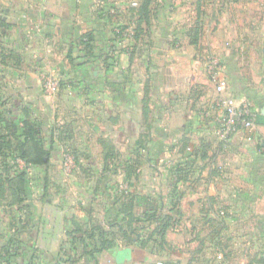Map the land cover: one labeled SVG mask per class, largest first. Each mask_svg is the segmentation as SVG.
<instances>
[{
  "label": "crops",
  "instance_id": "0c3cea01",
  "mask_svg": "<svg viewBox=\"0 0 264 264\" xmlns=\"http://www.w3.org/2000/svg\"><path fill=\"white\" fill-rule=\"evenodd\" d=\"M124 2L0 0V101L14 117L29 109L51 153L42 178L38 169L31 174L33 208L25 211L34 263L52 262L62 248L75 264H156L144 249L146 229L141 245L106 224L120 199L136 201L133 212L172 214L177 264H192L201 246L211 264L214 227L264 232V0L230 1L241 5L236 16L198 15L196 1L162 0L148 20ZM85 33L90 55L76 44ZM210 57L221 62L228 92L257 110L256 129H240L225 146L200 116L214 95ZM64 153L75 162L66 176ZM163 200L177 206L162 211ZM15 214L2 206L3 236L15 232ZM199 233L196 249L183 241ZM100 234L109 244L93 259L87 250Z\"/></svg>",
  "mask_w": 264,
  "mask_h": 264
},
{
  "label": "trees",
  "instance_id": "16d2710c",
  "mask_svg": "<svg viewBox=\"0 0 264 264\" xmlns=\"http://www.w3.org/2000/svg\"><path fill=\"white\" fill-rule=\"evenodd\" d=\"M149 4L150 0H142L136 11L139 18L148 20L150 17ZM76 44L80 46L85 55L91 54L93 45L90 33L80 36ZM28 111V108H23V114L20 117H14L12 107L0 101V167L3 166V169H0V205L3 200L4 205L12 209L14 207L17 213L13 216L14 223L17 224L16 227H13L15 232L6 236L0 234V264H40L33 262L34 257L37 256L36 249L25 244L29 227L24 223L27 220L26 212L33 208L29 200L32 193V180H34L31 174L35 169L39 170V174L44 170L46 172L51 153L46 146V139L42 134L40 123ZM45 181L46 178L43 177V185ZM170 204L169 209L177 206V202L174 200H170ZM135 205L136 201L132 200L122 202L119 205L118 214L112 215L113 217L107 220L106 224L109 227H119L120 232L127 238L133 235L141 242L139 239L141 233L149 228L152 222H157L160 223V226L155 227L151 234L163 235L169 221L173 220L172 214L163 216L158 212L157 207L149 211L133 212ZM124 215L127 218H124ZM124 222L125 225H123ZM159 227H161L160 230ZM107 244H109V239L100 234L98 241H94L91 248L87 250L89 257L94 259L96 254L106 248ZM142 244L143 242H141ZM23 249L27 250L26 253H23ZM18 254L23 257L27 254L28 258L24 262L17 263L15 257ZM75 263L76 258L66 254L61 248L54 260L48 264Z\"/></svg>",
  "mask_w": 264,
  "mask_h": 264
},
{
  "label": "rangeland",
  "instance_id": "374dc122",
  "mask_svg": "<svg viewBox=\"0 0 264 264\" xmlns=\"http://www.w3.org/2000/svg\"><path fill=\"white\" fill-rule=\"evenodd\" d=\"M107 1L110 3L115 0H107ZM123 1H125L124 5L128 6L127 10L128 13H130L131 15H133V13L136 12V10L138 9V7L142 2V0H123ZM160 1L162 0H150L149 7H150L151 15H153L157 11V9L161 6V5L159 6ZM192 1H196L195 5L192 4V8L194 7L198 15L207 12L209 15L215 13L214 16L216 15L221 16L222 14H230L236 16L237 10H241V8H239L241 7V5L235 4V2L233 3L230 2L233 0H223V2L222 0H192ZM246 6L248 5H245V7ZM250 8L254 9L252 7V4H250ZM65 155L70 156L74 161L73 158L74 154L64 153L63 155L62 154L60 155V161H61L60 171L62 170L61 173H63V175L66 176L75 171V162L72 168L69 169L64 168V166L62 165L63 164L62 159ZM0 169H3V166L0 167ZM50 182L52 186H56L55 180H50ZM51 188L52 191H55L53 187ZM117 201L118 203L126 202V200H122V199ZM1 203L2 204L0 205V210L5 202L1 200ZM157 205L159 206L158 201H157ZM170 207L171 204L169 200L160 201V208L163 209L162 211H165L164 209H168ZM123 217L125 218L126 215H124ZM188 220L189 217H187V221ZM123 225H125V222L123 223ZM158 226H160V223L152 222L150 227L146 229V232L144 233V237L142 238V241L145 243L146 246L144 249L154 254L155 258H158L157 262H161L162 264L165 263L177 264L174 261V257L176 256L178 257L181 251L180 249L178 250L177 248L175 249L176 246L173 245L175 239L173 220L169 221L168 227H166L167 231L163 235L157 233L151 234V229ZM242 228L243 227H214L211 230L210 232L211 237H213L215 241L214 249L212 250L213 252L209 253V255L213 257L212 258L213 261H211V264H264V232L262 231L260 232V234H256L255 237H247L246 235H243V231H241ZM3 229L7 230V227H0V231H2ZM183 238H184L183 241L187 243L194 241V245H195L194 249L199 247V245L202 243L201 241L202 236H200V233L192 238L190 237L187 238L186 234H183ZM28 241L29 238L27 237V242ZM25 244L27 245V243ZM216 246H218L217 247L218 249L215 248ZM202 249H203L202 246L200 250L197 249L198 252H196V255L194 256L195 258L192 259L193 261L190 259L189 263L192 262V264H206L205 254L203 256L198 255V254H203L201 253Z\"/></svg>",
  "mask_w": 264,
  "mask_h": 264
},
{
  "label": "built area",
  "instance_id": "2783aa9c",
  "mask_svg": "<svg viewBox=\"0 0 264 264\" xmlns=\"http://www.w3.org/2000/svg\"><path fill=\"white\" fill-rule=\"evenodd\" d=\"M115 35L120 41L123 37V30L116 27ZM206 72L208 78L213 83L214 95L212 99L200 110V116L203 119L211 120L214 123L215 133L218 139L225 146L231 137L240 129L253 131L257 127V110L245 98L232 95L227 90V84L222 72L221 62L213 57L207 59ZM46 91L53 90V83L48 81L45 84ZM250 139V136L247 137ZM63 166L66 169L74 166L73 159L65 155L62 159ZM156 264H162L157 262Z\"/></svg>",
  "mask_w": 264,
  "mask_h": 264
}]
</instances>
